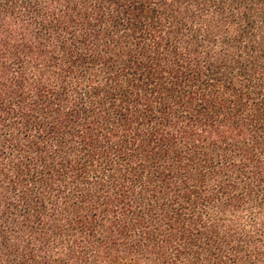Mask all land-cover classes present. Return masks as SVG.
Instances as JSON below:
<instances>
[{"label":"trees","instance_id":"obj_1","mask_svg":"<svg viewBox=\"0 0 264 264\" xmlns=\"http://www.w3.org/2000/svg\"><path fill=\"white\" fill-rule=\"evenodd\" d=\"M0 264H264V0H0Z\"/></svg>","mask_w":264,"mask_h":264}]
</instances>
